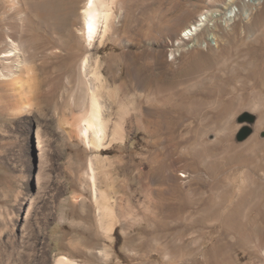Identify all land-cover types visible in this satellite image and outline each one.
Returning a JSON list of instances; mask_svg holds the SVG:
<instances>
[{"label":"rangeland","instance_id":"374dc122","mask_svg":"<svg viewBox=\"0 0 264 264\" xmlns=\"http://www.w3.org/2000/svg\"><path fill=\"white\" fill-rule=\"evenodd\" d=\"M33 1L52 9L59 27H29L42 80L37 109H0V209L28 185L30 204L35 198L25 243L4 244L0 264H54L60 255L76 264H264V0H113L110 30L90 41L108 84L106 109H128L123 142L98 152L97 199L108 196L118 219L109 235L80 178L96 152L57 124L89 91L73 35L84 0ZM204 14L210 22L178 40ZM59 48L62 56L50 57ZM245 128L251 134L238 140Z\"/></svg>","mask_w":264,"mask_h":264},{"label":"bare ground","instance_id":"6f19581e","mask_svg":"<svg viewBox=\"0 0 264 264\" xmlns=\"http://www.w3.org/2000/svg\"><path fill=\"white\" fill-rule=\"evenodd\" d=\"M76 1L72 0L73 7L77 5ZM230 1L232 0H229V4ZM33 2V0H0V89L7 96L13 97L11 104L7 105L3 102V98L0 95V109L15 114L31 113L37 109L42 94V80L39 78L37 65L34 64L36 50L31 40L27 38L29 27L38 29L44 27L46 31L47 29L54 30L59 27L52 9L44 13L42 10L35 8ZM112 5L113 0H84L80 8L81 11L77 17L79 25L73 29V35L78 44L83 43L85 53L79 67V79L89 86V91L81 90L82 95H79V100L75 104L78 107V112L76 114L71 113L70 117L60 118L57 123L58 130L64 133L68 139H75L85 149L96 152L89 159L88 169L81 174L80 178L84 186L94 196L100 212L99 220L102 224L100 226L108 235L114 230L118 219L115 214L116 211L114 212V203L107 199L108 196L103 195L100 200L97 199L98 190L95 187L97 183L96 170L103 166V161L105 160L98 152L107 150L116 141L123 142V123L126 114H128V109L123 104H120L114 116H112L111 109H106L102 99L105 90L108 88L107 80L101 70L103 65L99 61L91 60V49L93 48H90V46L93 41L91 39L95 40V38H98V41L101 42L110 30ZM230 8L228 7L226 10L232 13ZM74 12L76 11H69L68 17ZM199 17L197 21H193L183 28L178 40L184 41L194 38L206 22L211 17L213 18V15L204 14ZM12 20L14 21L12 22ZM215 29L216 31L217 29L218 31L220 30L218 27H215ZM56 39L58 43L59 41L63 42L61 37ZM211 39L217 41V35L212 34ZM46 50L48 52V49ZM61 52L60 48L51 49L49 55L50 57H60L62 56ZM145 97L146 100L150 98L147 93ZM145 112L146 114L150 113L148 109ZM35 135L36 149L40 153L38 155L42 158L44 157L45 161V150H42L43 144L38 128ZM43 168L45 167L42 166V170ZM101 173L107 188L112 189L113 180L111 179L112 182H110L109 171H102ZM43 176L46 178L45 172H43ZM32 191L33 187L29 185L22 188L17 193L12 206L0 209V248L6 243L13 242L16 245L25 243L29 212L35 199L32 198L30 204L27 195H32ZM100 194H102V191H100ZM16 217L21 220L20 223L15 221ZM59 219L62 221V216ZM43 250L46 251L44 247ZM98 255H100L99 252ZM261 255L264 257V248L261 250ZM53 263L76 264L64 255L58 256Z\"/></svg>","mask_w":264,"mask_h":264},{"label":"water","instance_id":"95a60500","mask_svg":"<svg viewBox=\"0 0 264 264\" xmlns=\"http://www.w3.org/2000/svg\"><path fill=\"white\" fill-rule=\"evenodd\" d=\"M242 119L252 123L254 121V116L249 113H245ZM250 134H251V129L245 128L242 131L241 135L239 136L238 140H242L246 138L247 136H249Z\"/></svg>","mask_w":264,"mask_h":264}]
</instances>
